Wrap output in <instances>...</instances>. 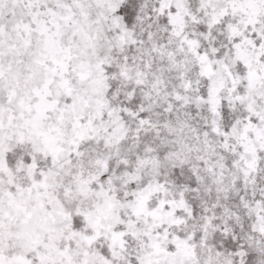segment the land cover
I'll list each match as a JSON object with an SVG mask.
<instances>
[{
	"label": "snow or ice",
	"instance_id": "obj_1",
	"mask_svg": "<svg viewBox=\"0 0 264 264\" xmlns=\"http://www.w3.org/2000/svg\"><path fill=\"white\" fill-rule=\"evenodd\" d=\"M0 264H264V0H0Z\"/></svg>",
	"mask_w": 264,
	"mask_h": 264
}]
</instances>
